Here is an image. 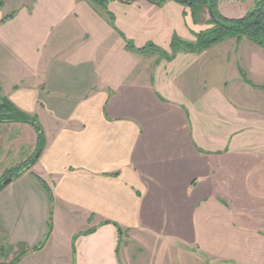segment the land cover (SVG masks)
Instances as JSON below:
<instances>
[{
    "label": "crops",
    "instance_id": "1",
    "mask_svg": "<svg viewBox=\"0 0 264 264\" xmlns=\"http://www.w3.org/2000/svg\"><path fill=\"white\" fill-rule=\"evenodd\" d=\"M100 11L87 0H3L1 94L37 118L45 141L30 168L0 188V264L21 246L27 251L16 264H250L236 247L264 246V114L237 116L245 107L226 95L220 113L217 90L205 119L204 90L194 85L220 84L216 73L198 74L203 60L223 61L247 90L258 85L242 78L238 62L252 75L264 70V49L228 38L226 48L178 53L149 72L140 66L145 53L128 49L125 38L138 29L169 52L170 23L114 18L124 38ZM240 43L250 48L243 53ZM181 60L199 83L172 79ZM3 125L16 126L0 128V182L37 144L33 127ZM252 129L262 138L237 137ZM22 149L25 160L13 164ZM50 218V234L34 249Z\"/></svg>",
    "mask_w": 264,
    "mask_h": 264
},
{
    "label": "rangeland",
    "instance_id": "2",
    "mask_svg": "<svg viewBox=\"0 0 264 264\" xmlns=\"http://www.w3.org/2000/svg\"><path fill=\"white\" fill-rule=\"evenodd\" d=\"M133 2V3H132ZM131 5L129 3V5H126L125 3H121L119 1H112V3L108 4V11L113 15L114 18H155L156 19V23L157 25H159L162 20H165L166 25H168L170 23V29H171V35L175 34L177 37H179L180 39L183 40H188V41H193L195 40V34L194 32L202 30L207 28L209 25L206 24V21L209 19V14L207 12V10L203 9L202 11L199 12V18L203 19V22H199L194 24L192 22L191 19V15H190V10L188 7H185L179 3H176L172 0H167L163 5L161 6H156L154 4L148 3V2H142V1H132ZM254 5V0H245V1H238V0H219L218 3V7L219 10L221 12L222 15H224L225 17H229V18H235V17H240L242 16L248 9H250L252 6ZM96 8V7H95ZM101 10V9H99ZM102 15H105V18H107L106 16V11L105 10H101L100 11ZM183 12H186L185 14ZM143 21V20H142ZM145 22V21H143ZM115 24V23H114ZM165 24L161 25L160 28L157 27V34L159 37V35H162L165 27ZM165 25V26H166ZM123 32V31H122ZM124 33V32H123ZM133 33V30L132 32ZM136 33H138V36L136 35ZM136 33L134 32V34H132L133 36H130L131 38L127 39L125 38V41H130L131 43H133L134 45H142V46H146L149 43V40H146L144 38V34L146 35V33H143L141 30L139 31L137 29ZM156 34V35H157ZM154 36V35H153ZM152 36V37H153ZM172 37V36H171ZM245 38V37H243ZM158 39V38H157ZM228 39V38H227ZM226 39V40H227ZM247 39V38H246ZM226 40L222 41L225 42ZM248 40V39H247ZM147 41V42H145ZM163 41V40H161ZM222 42L217 43L215 45H213L214 47H220V48H226L227 43L223 44ZM248 44L253 48H261L260 46L256 45L255 43L251 42L250 40L247 41ZM112 41H110L109 39H107V45L108 47H110L112 45ZM222 45H219L221 44ZM219 45V46H216ZM212 46V47H213ZM250 46L245 45L243 43L237 44L236 48L239 51H242L243 53L245 51H247V48H250ZM169 52H170V48H169ZM145 54L142 55L143 62L142 64H140L141 67H147L148 71L150 72V69H153L154 67L156 68V64L159 63L160 61H163L165 58L163 55H161L158 51H154V50H147L146 52H144ZM179 53H186V52H179ZM189 53V52H187ZM178 54V53H177ZM176 54V55H177ZM108 58L110 61H108L106 59V62L111 66L108 69V73L110 74H116L117 72V63H116V59L113 58L110 54H107ZM206 59V56H205ZM207 59H209L207 57ZM217 61H219L221 58H219L218 56H216ZM172 60V59H171ZM156 61V63H155ZM124 62H128L126 61V59L124 58ZM203 62V67L199 66L198 67V74L201 73V69L203 68L204 73L208 72L209 74H214L216 73L218 78H223L228 80L227 84L228 87H224L226 84L223 83V80L220 78L218 80H220V84H215V82L211 83L209 80H207L205 78V84L203 86V88L198 87L197 85H194V90H197V88H199L197 91H199L200 89L204 90V100L205 102L203 103H199L200 106H202L203 108L199 107V109L202 110V116L203 118L207 119L209 118V111H207V107H208V103L206 102L207 97H215V95H218L217 90H220L219 92V110L220 113L222 112L223 107L225 106V102H224V98L225 95L228 96L229 98H232L234 100H238L237 98H240V100H238V103L240 105H242L245 108L242 109H238L237 110V116H250L249 118H255L258 119L262 114H264V90L263 89H259L256 87H249V89H245L242 84L240 83L239 80H236L238 77L237 75H233V71L232 68L229 67H225L226 65L224 64V62L222 61L220 65H213V66H209L206 62L204 64V60ZM238 64L241 66H239V72L240 69H248L246 68V62H243V60L239 61ZM187 65H189L188 63H186L185 61H179V62H175L173 63V65H171V70H172V79L173 80H178L179 83H186V81L188 80H193V83H199V81L197 79H195V76L189 78V72H192L191 69H195L194 67H188ZM231 65V64H229ZM262 67H257L255 73H253V75L247 72V70H244V73L246 75V77L250 80H252L254 83L258 84V85H263L264 84V70H261ZM253 70H255V68H253ZM194 72V70H193ZM171 76V75H170ZM212 84L219 86L218 89H214V91L208 92L211 88H212ZM225 90V91H224ZM214 92V93H213ZM203 100V101H204ZM211 104V103H210ZM209 104V105H210ZM214 105V104H213ZM218 110V112H219ZM207 121V120H206ZM9 123V122H8ZM14 123V122H12ZM28 126H30L31 128L33 127L32 125L22 122ZM213 124V123H212ZM211 124V125H212ZM206 125V122H205ZM10 126H16V125H3V123H0V128H5V127H10ZM219 126L221 127V125L219 124ZM34 128V127H33ZM32 128V129H33ZM35 130V129H34ZM36 132V131H35ZM252 132V133H251ZM242 133V132H240ZM239 133V134H240ZM259 132H255L253 129L250 130V132H248V130H245V133H242L241 135H237L238 132L235 134L237 135V137L239 136H243V137H251L253 140L258 139L259 137L262 138V134L260 133L258 136L257 134ZM22 136H24V134L20 133ZM17 142H22V141H16V143L13 146V151H15L16 145L18 144ZM37 146V144H36ZM24 149L13 152L12 157H10V161L14 164L15 162H17L18 164L20 163V161H24L26 158L27 153H25L23 151ZM36 152H34L35 154ZM31 154L28 155L27 159H30ZM3 165H8L9 160L6 159L4 161H2ZM14 166H12L11 168H13ZM16 167V166H15ZM237 240H240L237 237ZM258 246L255 247H245V248H241L240 246L236 247V255L237 257H239L240 259H242V257H249V259L247 260L248 262H250V264H264V252L259 253L260 251L264 250V246L261 248L262 250H258ZM257 250V252H256ZM247 262V263H248ZM239 263V262H238ZM237 264V263H236ZM246 264V263H244Z\"/></svg>",
    "mask_w": 264,
    "mask_h": 264
},
{
    "label": "trees",
    "instance_id": "3",
    "mask_svg": "<svg viewBox=\"0 0 264 264\" xmlns=\"http://www.w3.org/2000/svg\"><path fill=\"white\" fill-rule=\"evenodd\" d=\"M87 1L91 3L94 7L101 10L102 9L105 10L109 23L120 35L123 36L122 32L116 28L114 24V17L108 11L107 6L112 1H119L121 3L129 4L132 1H136V0H87ZM145 1L154 4L156 6H161L167 0H145ZM172 1L189 8L191 19L194 24L203 22V19L199 18V12L202 11L203 9L207 10L209 14V19L206 21V24H208L209 26L205 29L194 32L195 40L193 41L180 39L175 34H173L169 44L170 52L164 50L159 46H156L152 42H149L146 46L138 48L135 47L133 43L127 40L126 47L128 49L138 52H146L148 49L158 51L161 55L164 56L165 59L171 60L179 52L200 53L203 50L226 40L227 38H236L237 40H239L240 38L243 37L247 38L251 42L255 43L256 45L264 49V0H254V5L250 9H248L242 16L235 18L225 17L224 15L221 14L218 7L219 0H172ZM2 6H3V0H0V8ZM183 13L185 14L186 12ZM10 15L6 17H9ZM240 74L246 82L251 84V82L248 80L242 69H240ZM253 86L264 90V84L253 85ZM8 122H25L32 125L37 135V146L35 152L36 153L38 151L39 153L41 152L45 140H44L43 130L40 124L38 123L37 118L35 116H31L20 111L10 100H8L5 96L1 94V86H0V123H8ZM36 153L33 155L31 159H29V161L25 165L11 168L8 174L3 179L12 176L14 174H17L22 168L27 167V169H29L30 166L36 160ZM40 181L47 189L49 193V197H51V192L46 186V184L42 180ZM1 187H3V185L0 182V188ZM104 223H112L120 230L119 226L115 222L105 221ZM51 229H52V220L50 218L48 221V231L43 241L38 246H35L34 249H38L42 247L44 241L50 234ZM92 231L93 228L86 230L84 232H80L74 236L73 240H75L77 235L88 234ZM21 247H22L21 251H19L9 263H2V264H16L19 261L20 257L23 254H25L27 251L26 248H23V246ZM7 248L9 247L1 246V251Z\"/></svg>",
    "mask_w": 264,
    "mask_h": 264
},
{
    "label": "water",
    "instance_id": "4",
    "mask_svg": "<svg viewBox=\"0 0 264 264\" xmlns=\"http://www.w3.org/2000/svg\"><path fill=\"white\" fill-rule=\"evenodd\" d=\"M211 14H212V13H211ZM38 154H39V151L36 153V156H38ZM26 169H27V167L22 168L17 174H14V175H12V176H9V177L3 179V180L1 181V184H2V185H6L7 183H9L10 181H12L15 177H17L22 171H24V170H26ZM119 232H121V230H119Z\"/></svg>",
    "mask_w": 264,
    "mask_h": 264
}]
</instances>
